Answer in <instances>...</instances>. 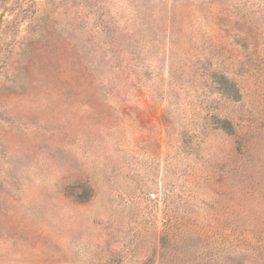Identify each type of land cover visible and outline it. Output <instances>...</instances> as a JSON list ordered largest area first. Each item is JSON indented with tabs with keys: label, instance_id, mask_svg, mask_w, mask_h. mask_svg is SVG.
I'll list each match as a JSON object with an SVG mask.
<instances>
[{
	"label": "rangeland",
	"instance_id": "1",
	"mask_svg": "<svg viewBox=\"0 0 264 264\" xmlns=\"http://www.w3.org/2000/svg\"><path fill=\"white\" fill-rule=\"evenodd\" d=\"M0 17V264H264V0Z\"/></svg>",
	"mask_w": 264,
	"mask_h": 264
},
{
	"label": "trees",
	"instance_id": "2",
	"mask_svg": "<svg viewBox=\"0 0 264 264\" xmlns=\"http://www.w3.org/2000/svg\"><path fill=\"white\" fill-rule=\"evenodd\" d=\"M17 15V14H16ZM0 21H2V17H0ZM223 80L224 82H222L223 86H226V94H229V95H233L234 94V90L232 89H229V82H228V79L226 77H223ZM135 82H137V84H140V79L136 76L135 78ZM233 92V93H232ZM228 122V121H227Z\"/></svg>",
	"mask_w": 264,
	"mask_h": 264
}]
</instances>
